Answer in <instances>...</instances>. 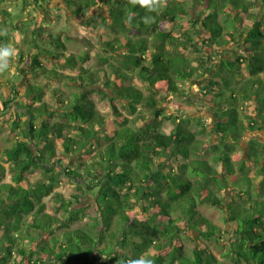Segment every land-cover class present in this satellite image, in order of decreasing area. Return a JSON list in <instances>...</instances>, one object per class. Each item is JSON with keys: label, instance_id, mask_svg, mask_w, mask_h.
Here are the masks:
<instances>
[{"label": "trees", "instance_id": "obj_1", "mask_svg": "<svg viewBox=\"0 0 264 264\" xmlns=\"http://www.w3.org/2000/svg\"><path fill=\"white\" fill-rule=\"evenodd\" d=\"M63 1L72 17L100 27V51L81 34L85 53L65 52L60 34L51 38L64 51L42 47L29 16L33 51L19 57L30 68L0 60L10 89H0V117L12 113L13 134L3 154L14 173L4 181L0 161V264H128L141 256L154 264H264V0ZM192 2L200 16L179 21ZM0 12L10 26L0 52L10 51L7 37L18 27L10 11ZM93 54L113 77L102 78ZM208 74L193 101L186 86ZM124 107L143 124L134 126ZM34 169L38 178L27 177ZM61 180L75 184L71 197L56 191ZM85 196L97 216L74 229ZM46 198L62 218L47 211ZM203 205L225 213V229ZM222 239L223 261L210 246Z\"/></svg>", "mask_w": 264, "mask_h": 264}, {"label": "rangeland", "instance_id": "obj_2", "mask_svg": "<svg viewBox=\"0 0 264 264\" xmlns=\"http://www.w3.org/2000/svg\"><path fill=\"white\" fill-rule=\"evenodd\" d=\"M0 9H6L11 12L12 20L15 21L18 28L14 30V32H11L8 34V40L7 48H9V52L11 53L8 55L10 64H16L19 66V68L28 70L30 67L27 65L30 63V59H25L27 62L24 63L23 61H20V54L22 51L25 52V56L30 54L32 52V42L33 39L36 37L34 34V31H37V26L33 24V20L31 23V19H29V16H36V22H38V34L40 33V45L42 47H45L52 51L62 52L64 51L62 48L58 49L56 48L54 44V40L51 37H55L57 34H60L66 43V50L65 52H72L76 54H82L87 51V46L84 44L83 41L78 40L79 34L84 36L87 40H90L95 48V52L97 51L99 53L100 51V44L99 41H101V38L99 36L100 34V27L99 26H89L87 24V18L85 17H72L69 10L66 8L65 3L63 0H47L46 2H35V0H5L4 2H0ZM200 9L199 5L194 2L191 3L190 7V15L185 16L182 15L179 17V21H186L191 16L194 18H197L200 16ZM6 20L5 16H3V13L0 12V27L3 30H0V36L6 34V30H10V26L5 23ZM8 20V18H7ZM11 21V20H10ZM167 30L175 29V26L173 24H168L165 26ZM12 29V27H11ZM178 35H182L183 30L177 29L176 30ZM7 35V34H6ZM5 35V36H6ZM53 42H52V41ZM35 53V52H34ZM102 54V53H101ZM187 54H190V51H187ZM45 55H43L41 58L43 59V62H46ZM24 60V61H25ZM9 64V65H10ZM93 67L95 69H104L103 71H100V74L102 78H107V76L113 74L111 72V68L108 65L103 64L99 58L96 56V54H93ZM245 69V67H244ZM16 70V69H15ZM12 73H9V76H11ZM23 75V73L21 74ZM8 76V75H7ZM27 76V75H25ZM5 77V76H4ZM3 74L0 75V89L1 91L6 95H10V89L7 86V84L2 80ZM16 80L20 81L21 77L15 76ZM36 79H41V81H47L46 78L43 75H40ZM23 80V79H22ZM23 82V81H22ZM49 82V81H48ZM210 82V75H206L203 80L195 81L192 85H187V89L190 90V92L194 93L195 96L192 100L195 102H200L199 100L203 97V90L205 89L204 86L208 85ZM56 86V82H49ZM135 84H139V86L143 89H145V92L149 94L148 90L142 86V84L135 82ZM61 90L64 91L65 95H69L73 92V88L67 85L66 83L59 84L58 85ZM93 99L95 100L98 108L103 112V114L109 115V108L105 105V101L101 99L100 95L93 96ZM47 100L51 103H55V99L51 93L47 95ZM189 100V99H188ZM254 109L251 105L248 108L246 112L249 114L254 112ZM177 108L174 106H171V111H176ZM124 113L130 117L132 120V123L134 126H139L143 124V120L140 119L139 114L132 115L127 108H123ZM242 112L244 110L242 109ZM10 115L12 113H8L4 115L3 117H0V161L4 163L6 167V176L4 178V181L9 182L14 173L12 171V168L10 164L5 160L3 151H5L7 148L11 146L13 143V134L11 133L12 125L11 121L9 120ZM143 116H147V113H145ZM6 117V118H5ZM139 117V118H137ZM110 120H112L110 118ZM117 128V124L114 121H110L109 123V129L115 130ZM167 129H170V126H166ZM219 168L221 166L219 165ZM41 172V170H32L26 174L27 177H30L31 179L38 178V174ZM40 179V178H39ZM56 191L64 194L66 197H71L75 192V184L67 181V180H61V182L57 185ZM48 203L47 211L50 212L52 215H57L58 217L64 216L63 210H58L57 205L50 202V198L45 199ZM91 199L89 196L83 197V206H85L84 209V217L83 219L73 225V228H78L83 226L84 224L90 223L92 220V216H97V211L93 203H90ZM201 212L208 216L214 223L221 226L223 229L226 228L227 224L225 223V213L216 207L209 206V205H203L200 207ZM29 221H32V218L29 219ZM61 230L58 229L56 231V234H60ZM221 244H217L215 242H211V250L213 253L221 260H227L223 257V254L227 251V243L222 239ZM192 244L188 242V251L192 248Z\"/></svg>", "mask_w": 264, "mask_h": 264}, {"label": "clouds", "instance_id": "obj_3", "mask_svg": "<svg viewBox=\"0 0 264 264\" xmlns=\"http://www.w3.org/2000/svg\"><path fill=\"white\" fill-rule=\"evenodd\" d=\"M138 2L144 6L150 3H161V0H138ZM11 53L7 50H3L0 52V60H3L4 57L10 55ZM6 64H0V73L3 72L4 67ZM128 264H154V261L152 259H147L144 256H141L139 259L130 260Z\"/></svg>", "mask_w": 264, "mask_h": 264}, {"label": "crops", "instance_id": "obj_4", "mask_svg": "<svg viewBox=\"0 0 264 264\" xmlns=\"http://www.w3.org/2000/svg\"><path fill=\"white\" fill-rule=\"evenodd\" d=\"M5 20V19H4ZM6 21V20H5Z\"/></svg>", "mask_w": 264, "mask_h": 264}]
</instances>
